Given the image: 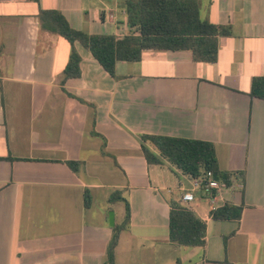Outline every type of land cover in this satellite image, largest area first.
I'll use <instances>...</instances> for the list:
<instances>
[{
    "label": "crops",
    "instance_id": "obj_1",
    "mask_svg": "<svg viewBox=\"0 0 264 264\" xmlns=\"http://www.w3.org/2000/svg\"><path fill=\"white\" fill-rule=\"evenodd\" d=\"M126 1L0 0V157L12 158L0 159V264H108L111 212L124 225L115 264H264V100L250 95L264 76V0H196L202 20L229 30L215 63L148 50L111 76L76 42L81 74L65 80L73 46L41 30L40 10L123 39ZM141 135L213 143L220 171L243 173L225 195L240 220H214L198 191L182 204L192 181L149 164ZM172 203L206 223L204 246L170 241Z\"/></svg>",
    "mask_w": 264,
    "mask_h": 264
},
{
    "label": "trees",
    "instance_id": "obj_2",
    "mask_svg": "<svg viewBox=\"0 0 264 264\" xmlns=\"http://www.w3.org/2000/svg\"><path fill=\"white\" fill-rule=\"evenodd\" d=\"M125 11L131 34L118 39L113 35H90L75 30L60 12L40 10L38 21L41 30L57 34L73 46L64 70L65 80L78 78L81 74V58L74 48L76 42L89 50L103 69L114 76L118 62H139L148 50L190 51L195 62L215 63L219 37L229 34L228 29L201 19L200 5L196 0H127ZM250 95L264 100V76L252 80ZM140 139L143 155L151 165H161L166 160L190 180L201 178L207 171H212L216 179L228 187L236 180H243L242 172L220 171L215 146L211 142L159 135H141ZM68 164L75 171L80 165L79 162ZM120 200L125 204L124 224L128 225L130 205L120 197V192H114L111 201ZM90 205L91 197L86 191L85 207L89 208ZM241 214L242 208L227 203L211 213V217L214 220L239 221ZM123 229L124 225L115 224L113 227V236L107 249L108 264H115V249ZM206 230V223L192 210L177 203L171 204L169 232L172 243L202 247L206 242Z\"/></svg>",
    "mask_w": 264,
    "mask_h": 264
},
{
    "label": "built area",
    "instance_id": "obj_3",
    "mask_svg": "<svg viewBox=\"0 0 264 264\" xmlns=\"http://www.w3.org/2000/svg\"><path fill=\"white\" fill-rule=\"evenodd\" d=\"M194 189L186 191L181 197L184 205H189L196 200L195 192L200 191L208 201L211 213L224 207L227 204L225 195L229 189L226 183L216 179L212 171H207L201 178L191 180Z\"/></svg>",
    "mask_w": 264,
    "mask_h": 264
},
{
    "label": "rangeland",
    "instance_id": "obj_4",
    "mask_svg": "<svg viewBox=\"0 0 264 264\" xmlns=\"http://www.w3.org/2000/svg\"><path fill=\"white\" fill-rule=\"evenodd\" d=\"M180 178H181V176H180ZM175 179L177 180L178 177L176 176ZM182 181H183L184 186H191V184H192L189 180H184L183 179ZM113 208L116 209L120 213L121 211H124L125 206H124V203L118 202V203L115 204V207H113ZM226 234H228V233H226Z\"/></svg>",
    "mask_w": 264,
    "mask_h": 264
},
{
    "label": "water",
    "instance_id": "obj_5",
    "mask_svg": "<svg viewBox=\"0 0 264 264\" xmlns=\"http://www.w3.org/2000/svg\"><path fill=\"white\" fill-rule=\"evenodd\" d=\"M109 222H110V225L113 227L115 225V222H114V213L111 212L109 214Z\"/></svg>",
    "mask_w": 264,
    "mask_h": 264
}]
</instances>
